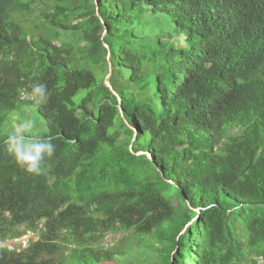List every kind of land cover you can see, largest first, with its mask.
Returning <instances> with one entry per match:
<instances>
[{
    "label": "trees",
    "instance_id": "16d2710c",
    "mask_svg": "<svg viewBox=\"0 0 264 264\" xmlns=\"http://www.w3.org/2000/svg\"><path fill=\"white\" fill-rule=\"evenodd\" d=\"M21 104L38 175L3 145ZM26 230L0 264H264V0H0V241Z\"/></svg>",
    "mask_w": 264,
    "mask_h": 264
},
{
    "label": "clouds",
    "instance_id": "9594fccd",
    "mask_svg": "<svg viewBox=\"0 0 264 264\" xmlns=\"http://www.w3.org/2000/svg\"><path fill=\"white\" fill-rule=\"evenodd\" d=\"M95 13L99 17L96 4ZM22 97L32 101L36 105L45 104L49 98L48 86L45 83H30V85L22 92ZM33 128L34 122L30 119L25 120L13 128L12 132L5 140H3V145L5 151L14 159L19 167L28 173L38 175L42 171L44 162L55 155L56 144L53 143L51 137L34 135ZM136 152H139L138 154L141 153V151ZM188 208L195 212L196 217L199 207L191 206L188 203ZM195 217H191L190 220ZM190 220L188 223L192 221ZM34 234H36V238L33 237ZM36 239H38L37 232L26 230L18 237L5 238L0 241V246H5L9 251L18 252L27 248L29 242L31 243ZM172 257L173 254L171 253V261Z\"/></svg>",
    "mask_w": 264,
    "mask_h": 264
},
{
    "label": "rangeland",
    "instance_id": "374dc122",
    "mask_svg": "<svg viewBox=\"0 0 264 264\" xmlns=\"http://www.w3.org/2000/svg\"><path fill=\"white\" fill-rule=\"evenodd\" d=\"M87 2V0H85ZM89 2V0H88ZM85 17L89 16L91 12L87 10V13H85ZM138 53V45H132L130 48L128 47L127 56L130 58V62L135 58V55ZM142 67V66H141ZM101 68V67H100ZM144 68H140L138 71L142 72ZM101 70L98 72V74H101ZM130 77H133L131 75ZM105 79V78H104ZM108 81V80H107ZM149 86V85H148ZM148 86L145 88V90L148 88ZM141 97L142 95L139 94ZM16 116H11L12 119H15V122H11L12 126L15 127L16 125H19L20 123L24 122L25 120H32L34 122V128H33V134H38L44 130V123L41 119V117L36 112L34 105L32 104H21L19 107V110L15 111ZM15 125V126H14ZM173 201V197L171 198ZM192 220V219H191ZM190 220V221H191ZM128 231L123 230H116L114 232L108 233L103 238V246H111V245H124V239L123 237L128 234ZM34 238H36V234L33 235ZM24 238V237H22ZM106 242V243H105ZM259 261V258H258ZM261 262V261H259ZM100 264H129V263H116V261H105L101 262Z\"/></svg>",
    "mask_w": 264,
    "mask_h": 264
},
{
    "label": "water",
    "instance_id": "95a60500",
    "mask_svg": "<svg viewBox=\"0 0 264 264\" xmlns=\"http://www.w3.org/2000/svg\"><path fill=\"white\" fill-rule=\"evenodd\" d=\"M101 21V20H100ZM105 45V44H104ZM106 46V45H105ZM108 75H109V72L106 74V76L104 77L105 79H104V84L105 85H107V86H109V83H108V81H107V77H108ZM113 92V91H112ZM114 93V92H113Z\"/></svg>",
    "mask_w": 264,
    "mask_h": 264
},
{
    "label": "bare ground",
    "instance_id": "6f19581e",
    "mask_svg": "<svg viewBox=\"0 0 264 264\" xmlns=\"http://www.w3.org/2000/svg\"><path fill=\"white\" fill-rule=\"evenodd\" d=\"M134 144V143H133ZM35 232V231H34Z\"/></svg>",
    "mask_w": 264,
    "mask_h": 264
}]
</instances>
